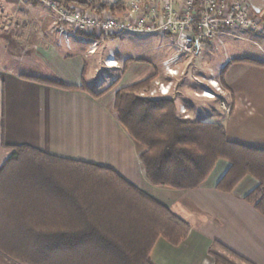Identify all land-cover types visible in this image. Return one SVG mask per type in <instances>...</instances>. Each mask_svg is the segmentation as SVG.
Masks as SVG:
<instances>
[{"label":"crops","instance_id":"0c3cea01","mask_svg":"<svg viewBox=\"0 0 264 264\" xmlns=\"http://www.w3.org/2000/svg\"><path fill=\"white\" fill-rule=\"evenodd\" d=\"M244 1L260 18L264 29V0ZM0 11L5 16L0 19V155L4 146L27 145L52 156L109 167L167 206L189 224L190 233L177 246L159 238L150 252L151 264H214L209 254L214 242L253 264H264V218L253 204L245 201V196L258 186L256 179L246 176L232 192L219 191L216 184L230 166L221 159L206 180L193 189L158 187L146 179L138 159L143 148L116 121L112 108L118 89L142 81L158 69L150 68L145 78L119 88L115 85L96 97L79 88L46 84L42 80L56 79L68 86L89 87L85 81L86 63L95 52L98 39L78 36L71 25L65 26L70 32L65 38L52 28L55 14L34 0H0ZM165 36L173 40V49V37ZM218 38L224 48H230L232 40H241L260 49L264 41L262 35L241 30H229ZM215 41L204 48L219 51ZM93 47L94 52H90ZM172 55L171 52L161 63ZM223 57L215 65L221 71L223 100L216 96L213 84L202 88L197 80H192L193 88L199 86L201 92L215 95L202 96L207 99L208 108H193L189 103L171 99L188 119L220 123L228 141L264 150V66L240 61L256 60L250 57H229L225 51ZM105 58L109 64L119 63L111 51ZM183 58L188 66H202L195 62L197 57ZM169 78L171 82L172 77ZM156 83L171 94L168 83ZM197 88L194 91L198 92ZM164 93L161 94H167ZM222 101L230 105V114L222 113ZM0 264L19 263L0 254Z\"/></svg>","mask_w":264,"mask_h":264},{"label":"trees","instance_id":"16d2710c","mask_svg":"<svg viewBox=\"0 0 264 264\" xmlns=\"http://www.w3.org/2000/svg\"><path fill=\"white\" fill-rule=\"evenodd\" d=\"M56 1L100 14L124 9L123 0ZM244 61L264 66L257 60ZM153 79L154 75L118 89L112 108L116 121L143 148L138 159L146 179L158 187L189 190L206 180L217 160H225L230 166L216 189L230 193L244 177H253L258 186L245 201L264 218V150L228 141L218 122L178 117L171 98L141 97L140 91L148 90ZM42 81L95 97L102 93L85 84ZM3 149L0 254L19 264H151L150 252L159 238L177 246L190 233L186 221L109 167L52 156L27 145ZM214 247L253 264L214 242L209 253L215 264L233 263Z\"/></svg>","mask_w":264,"mask_h":264},{"label":"built area","instance_id":"2783aa9c","mask_svg":"<svg viewBox=\"0 0 264 264\" xmlns=\"http://www.w3.org/2000/svg\"><path fill=\"white\" fill-rule=\"evenodd\" d=\"M54 12L64 37H69L64 23L75 31L96 35H120L126 32L160 33L173 37L175 54L162 65L172 75L177 59L191 55L198 57L204 46L215 41L222 46L219 36L229 30L257 32L264 36L260 18L244 0H152L131 2L116 13H96L81 6H63L56 0H35ZM93 46L96 42H92ZM93 47L90 52H94ZM161 90V86L159 87ZM155 91L151 92L154 93ZM213 97V96H212ZM226 114L230 107L224 104Z\"/></svg>","mask_w":264,"mask_h":264},{"label":"rangeland","instance_id":"374dc122","mask_svg":"<svg viewBox=\"0 0 264 264\" xmlns=\"http://www.w3.org/2000/svg\"><path fill=\"white\" fill-rule=\"evenodd\" d=\"M94 1L114 3L120 0H94ZM146 1H152V0H146ZM131 2H142V0H123L124 6L129 5ZM44 16L46 15L44 14ZM3 17H5L3 15V11H0V19ZM55 23H57V26L58 24L60 25L56 17H55ZM54 24L52 28L54 30L55 28L58 29V27H56ZM66 25L67 24L64 23V27ZM68 30L69 29L65 27V31H67V33L70 35V32ZM106 37H107L106 35L100 34V37H98L99 43L96 46V50L94 54L91 56V59H88L86 63L85 81L92 90L101 91L103 93L110 85L112 87H115L116 85L118 88L121 87L122 85H128L129 83L145 78L146 75H148L150 68L152 69L156 68L158 69V71L156 72V74H154V79L152 80L150 88L148 90L140 91V96L149 97V98L174 97L178 100V102L184 101L186 103L191 104L192 106H194L193 108L195 107L208 108L209 105L207 103L206 98H210V97H206L205 95H211V98H214L215 96L214 94L206 91L201 92V90L199 89L200 87L203 88L213 84L215 86L214 92L217 94L216 96H218V98L221 100L224 99L225 93L221 88L222 86H220V82H219L221 71L215 66L216 61L219 60V57L224 58L223 57L224 51L225 53H227L229 57L238 55V56L250 57L261 62L264 60V53H263L264 41H262L263 44H261V48L258 49L257 46H254L251 43L244 42L241 40H232L229 43V45L231 46L230 48L228 46L225 48L221 46L219 47L220 50L216 52L214 49L212 50L210 47L204 48L205 50H203L201 55L198 56L199 58L198 57L195 58V62L197 61L201 62L202 65L201 68H195L196 67L195 64L192 65V63L189 64L188 66L186 59L184 60L183 57L181 58L179 57L177 59L176 64L172 66V68L175 70L174 72L175 74L170 75L167 72V70L163 67L162 65L163 62L161 63V61L165 57H167L171 52L173 55L175 54L174 48L172 49L171 47V43L173 42V40L170 39L169 37L160 33L143 34V33H130V32H126L117 36L116 35H113L111 37L108 36L110 38H106ZM110 51L113 53L115 59L119 63L115 61L109 64L107 62L105 55ZM211 58H215V59L213 60V62H208ZM202 60H204V63H202ZM240 61H244V59ZM107 66H112V67H107ZM190 66H192L193 69H190ZM169 77H172L171 82H168L169 80H171ZM192 80H197L200 83V85H202L200 87L194 86V88L198 87L197 88L198 92L197 90L194 91ZM156 82L168 83L167 85L169 86V88L172 89L171 94H168L167 93L168 91L163 90V92H165L164 94L166 93L167 94L162 95L161 94L162 92L159 91V87L162 84H157ZM153 91L155 92L151 94V92ZM202 96L206 98H203ZM218 100H216V102H218ZM222 104L229 107L230 105H228L224 101L220 103L222 113L227 115L223 109ZM176 111L178 117L182 119H187L188 116L185 113H182L180 108L176 107ZM213 250L218 254L222 255L224 258L228 259L233 264H244L236 257H233L231 254L221 249L214 247Z\"/></svg>","mask_w":264,"mask_h":264},{"label":"bare ground","instance_id":"6f19581e","mask_svg":"<svg viewBox=\"0 0 264 264\" xmlns=\"http://www.w3.org/2000/svg\"><path fill=\"white\" fill-rule=\"evenodd\" d=\"M206 97H210L211 98V95H205Z\"/></svg>","mask_w":264,"mask_h":264}]
</instances>
